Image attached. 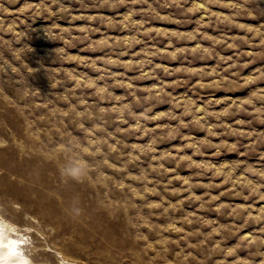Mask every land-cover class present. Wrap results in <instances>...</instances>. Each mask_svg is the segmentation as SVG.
<instances>
[{"label":"rangeland","instance_id":"rangeland-1","mask_svg":"<svg viewBox=\"0 0 264 264\" xmlns=\"http://www.w3.org/2000/svg\"><path fill=\"white\" fill-rule=\"evenodd\" d=\"M12 201L88 264H264V0H0Z\"/></svg>","mask_w":264,"mask_h":264},{"label":"clouds","instance_id":"clouds-1","mask_svg":"<svg viewBox=\"0 0 264 264\" xmlns=\"http://www.w3.org/2000/svg\"><path fill=\"white\" fill-rule=\"evenodd\" d=\"M61 148L65 154V160L60 167L64 183H83L90 176L89 162L81 156L77 145L72 141L62 144ZM21 210V205L14 201L0 203V264H36L35 257L41 253L39 242L46 239L43 226L27 212L23 215L24 223L17 222L11 213ZM82 212L83 209L79 207V197H75L70 214L73 219H76L82 215ZM9 239L16 241L11 251L8 247H3ZM48 264H53V261L50 259ZM55 264H78V262L72 256L57 251Z\"/></svg>","mask_w":264,"mask_h":264},{"label":"bare ground","instance_id":"bare-ground-1","mask_svg":"<svg viewBox=\"0 0 264 264\" xmlns=\"http://www.w3.org/2000/svg\"><path fill=\"white\" fill-rule=\"evenodd\" d=\"M12 213H13V215H14L13 217L16 221H18L19 219L22 218L20 212L17 213L16 211H13ZM42 226H43V230H44L46 239L44 241L39 242L40 247H41V253H40V255L35 257L36 264H48V261L50 259L53 261V264H55V255L53 256L51 254L53 251H55V252L62 251L65 254L70 255L68 252V248L65 245L62 246L61 244H59L55 240H53V238H50V237L48 238V235L50 233L46 230V225H42ZM15 243H16V241L14 239H9L6 244H3V247H8L9 250L11 251L12 249H14ZM51 247L54 248V250H52ZM44 256H46L48 258H45ZM73 258H75V257H73ZM75 259L77 260L78 264H88V263H85L83 260L77 259V257Z\"/></svg>","mask_w":264,"mask_h":264}]
</instances>
